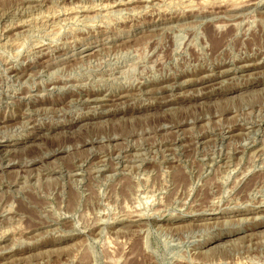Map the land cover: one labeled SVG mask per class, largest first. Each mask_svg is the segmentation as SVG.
<instances>
[{
    "label": "rangeland",
    "instance_id": "374dc122",
    "mask_svg": "<svg viewBox=\"0 0 264 264\" xmlns=\"http://www.w3.org/2000/svg\"><path fill=\"white\" fill-rule=\"evenodd\" d=\"M120 1L0 0V264H264V0Z\"/></svg>",
    "mask_w": 264,
    "mask_h": 264
},
{
    "label": "bare ground",
    "instance_id": "6f19581e",
    "mask_svg": "<svg viewBox=\"0 0 264 264\" xmlns=\"http://www.w3.org/2000/svg\"><path fill=\"white\" fill-rule=\"evenodd\" d=\"M220 1V0H219ZM231 1H233V0H231ZM236 1H238V3L241 1H239V0H236ZM244 1H246V0H244ZM225 2V1H224ZM234 2V1H233ZM243 1H241V3H242ZM246 2H248V1H246ZM259 2V1H258ZM76 3V2H75ZM93 3V2H92ZM128 3H130V1H124V0H121L120 2H118V4L117 5H120V4H128ZM229 3V2H228ZM232 3V2H231ZM236 3V2H235ZM232 4H234V3H232ZM237 4V3H236ZM244 4H245V2H244ZM249 4H254V3H251V1L249 2V3H247V4H245L246 6H248ZM221 5V4H220ZM238 5H240V4H238ZM237 5V6H238ZM242 6H243V4H241ZM66 6V5H65ZM235 4L234 5H231V7H234L235 8ZM241 7V6H240ZM239 6H238V8H240ZM245 7V6H244ZM124 8V7H123ZM137 8V7H136ZM57 9V8H56ZM73 9V8H72ZM80 9V8H79ZM233 9V8H232ZM236 9H237V7H236ZM87 10V9H86ZM125 10V9H124ZM138 10H140V9H138ZM73 11V10H72ZM80 11V10H79ZM85 11V10H84ZM66 12V11H65ZM69 12V11H68ZM123 12V11H122ZM40 13V12H39ZM56 14V13H55ZM91 15V14H90ZM95 15V14H94ZM45 16V15H44ZM50 16V15H49ZM82 19V18H81ZM63 20V19H62ZM91 21V20H90ZM93 21V20H92ZM23 22V21H22ZM21 22V23H22ZM55 22V21H54ZM247 22V21H246ZM21 23H20V25H17V26H21ZM45 24V23H44ZM216 24V23H215ZM22 27V26H21ZM72 29H74V28H72ZM60 32V31H59ZM71 32V31H70ZM15 33V32H14ZM55 33V32H54ZM57 35H58V33H57ZM8 40V39H7ZM9 42V41H8ZM14 43V42H13ZM12 43V44H13ZM40 44V43H39ZM46 45V44H45ZM39 46V45H38ZM42 47V46H41ZM41 47H39L38 49H40ZM21 48V47H20ZM43 49V48H42ZM17 51V50H16ZM43 51V50H42ZM66 77V76H65ZM93 95H91L90 97H92ZM95 96V95H94ZM93 98H95V97H93ZM11 164V163H10ZM232 171V170H231ZM141 217V216H140ZM103 219V218H102Z\"/></svg>",
    "mask_w": 264,
    "mask_h": 264
}]
</instances>
